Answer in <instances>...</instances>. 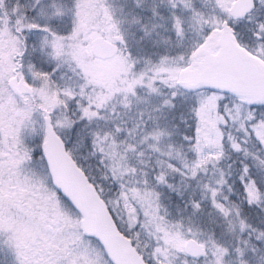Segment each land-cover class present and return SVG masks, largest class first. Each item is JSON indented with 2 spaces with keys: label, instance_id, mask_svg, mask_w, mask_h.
<instances>
[{
  "label": "snow or ice",
  "instance_id": "6c2138e0",
  "mask_svg": "<svg viewBox=\"0 0 264 264\" xmlns=\"http://www.w3.org/2000/svg\"><path fill=\"white\" fill-rule=\"evenodd\" d=\"M0 264H264V0H0Z\"/></svg>",
  "mask_w": 264,
  "mask_h": 264
}]
</instances>
